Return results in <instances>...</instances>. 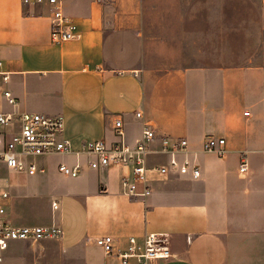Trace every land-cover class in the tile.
Returning <instances> with one entry per match:
<instances>
[{"label":"crops","instance_id":"0c3cea01","mask_svg":"<svg viewBox=\"0 0 264 264\" xmlns=\"http://www.w3.org/2000/svg\"><path fill=\"white\" fill-rule=\"evenodd\" d=\"M63 9L81 35L56 43L49 4L0 0L9 76L0 110L62 114L72 143L71 152L41 157L35 174L0 160L7 219L63 229L60 239L14 241L0 264H122L96 239L111 235L123 252L148 233L168 235L173 253L149 264H264V0H64ZM119 118L132 145L144 121L155 129L146 196L123 190L127 165L92 168L76 153L87 140H120ZM210 136L225 138L223 155L204 148ZM173 158L201 175L157 170ZM76 162V177L59 169Z\"/></svg>","mask_w":264,"mask_h":264},{"label":"built area","instance_id":"2783aa9c","mask_svg":"<svg viewBox=\"0 0 264 264\" xmlns=\"http://www.w3.org/2000/svg\"><path fill=\"white\" fill-rule=\"evenodd\" d=\"M24 4L47 3L52 7L51 36L54 42L60 43L66 40L79 38L78 23L64 12V0H21ZM103 1V0H99ZM3 61L0 59V81H7L9 76L2 71ZM6 101L12 106H17V98L9 90H2ZM141 117V112H137ZM116 135L121 139L108 144L106 141L87 140L83 143V149L76 152L86 153L88 163L92 168L108 166L110 164L127 165L130 176L123 177L121 183L123 190L130 196H146L151 192L148 184L147 153L150 143L155 139V129L149 121L143 122L141 137L135 144L127 143L124 138L122 119L115 122ZM65 118L62 114L49 115L39 112L23 111L5 112L0 110V160L9 168L18 172L35 174L42 172L40 158L55 153H68L72 151L71 139L64 136ZM166 143V139L164 138ZM225 143V138L210 136L204 143V148L209 151H217L224 154V149L219 145ZM187 140L182 139L178 149L184 150ZM80 162L75 164L60 163L59 169L66 175L76 177L81 171ZM248 169L247 159H243L240 171ZM162 174L189 173L193 178L201 175V168L189 161H178L175 158L170 163L157 168ZM145 184L139 191L137 182ZM9 197L6 190L0 189V262L3 260V252L14 241H28L35 243L43 239H60L63 235L61 225H15L7 219V209L4 201ZM53 209H58L60 203L53 201ZM96 243L108 255L117 254L122 264H129L131 258H136L140 264H149L153 259H167L173 256L169 246V237L165 234L148 233L142 243L136 237L129 238L128 248L121 252L116 250L114 237L104 235L96 239Z\"/></svg>","mask_w":264,"mask_h":264},{"label":"rangeland","instance_id":"374dc122","mask_svg":"<svg viewBox=\"0 0 264 264\" xmlns=\"http://www.w3.org/2000/svg\"><path fill=\"white\" fill-rule=\"evenodd\" d=\"M1 166V165H0ZM1 167H3V166H1Z\"/></svg>","mask_w":264,"mask_h":264}]
</instances>
